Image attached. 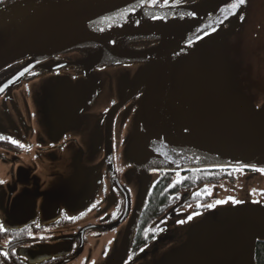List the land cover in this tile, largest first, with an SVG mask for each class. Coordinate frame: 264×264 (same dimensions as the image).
<instances>
[{
  "label": "flooded vegetation",
  "instance_id": "1",
  "mask_svg": "<svg viewBox=\"0 0 264 264\" xmlns=\"http://www.w3.org/2000/svg\"><path fill=\"white\" fill-rule=\"evenodd\" d=\"M14 1L0 0V7ZM210 1L148 0L146 6L195 10ZM185 21L167 16L115 27L42 60L0 91V264H102L119 245L145 176L125 152L143 100L139 76L147 67L136 55L160 44L149 30ZM197 52L186 54L201 59ZM30 62L0 70V87ZM256 169L145 170L150 186L123 264H153L178 230L188 235L189 226L178 221L200 213L190 221L198 222L209 209L200 203L211 202L220 183L207 174L232 176L222 184L235 197L237 188H256Z\"/></svg>",
  "mask_w": 264,
  "mask_h": 264
},
{
  "label": "water",
  "instance_id": "2",
  "mask_svg": "<svg viewBox=\"0 0 264 264\" xmlns=\"http://www.w3.org/2000/svg\"><path fill=\"white\" fill-rule=\"evenodd\" d=\"M147 1L17 0L0 8V70L20 59H31L2 83L0 91L42 60L81 47L115 27L146 18L186 20L166 30H149L158 34L160 44L136 55L147 67L139 76L143 100L125 150L136 171L145 174L135 216L150 186L145 170L264 168V106L255 109L246 97L230 91L222 67L186 54L200 39L220 32L231 17L241 26L248 16L247 2L221 12L235 0L175 11L149 8ZM66 31L72 33L41 55L31 52L40 42ZM132 235L133 231L124 255ZM188 235L187 246L176 253L177 260L168 253L157 264H255L256 243L264 241V205L244 202L210 209Z\"/></svg>",
  "mask_w": 264,
  "mask_h": 264
},
{
  "label": "rangeland",
  "instance_id": "3",
  "mask_svg": "<svg viewBox=\"0 0 264 264\" xmlns=\"http://www.w3.org/2000/svg\"><path fill=\"white\" fill-rule=\"evenodd\" d=\"M216 0H211L210 4ZM209 4V5H210ZM247 14L246 20L241 26H237L234 17H231L228 21V27H232L234 31L229 34L222 27L220 32L211 34L199 42H197L190 50L198 51L197 54H202L201 59L194 58L197 61H208L210 65L217 68V66L222 67L227 73L226 84L230 91L236 92L238 94L246 97L255 109H260L264 106V0H247ZM148 19V18H146ZM224 31V32H223ZM215 58H217L215 60ZM81 138V133H77ZM89 143V142H88ZM88 143L85 142L86 145ZM5 165V164H4ZM0 164V166H4ZM262 167H259L260 169ZM260 172V171H259ZM207 177L215 180L217 178L214 174H207ZM230 177V176H229ZM233 177L229 178L232 179ZM228 179V180H229ZM238 185V182L236 181ZM256 192L254 193V188L252 183L249 185H244L243 190L241 188L236 189L235 197L231 190H227V186L219 183L215 187L216 195L214 199L217 200H227V203L216 205L211 209H218V207H226L232 205L233 203L228 200L232 197L237 200H245L246 202L256 201L257 203H262L264 205V172L258 174V180L256 182ZM231 193V194H230ZM257 199V200H256ZM214 204V200L211 201ZM210 210V209H208ZM207 212V211H206ZM205 214V212H204ZM187 215V214H186ZM200 215V213H199ZM131 219L128 220L123 227L121 232L124 231V226L126 224L128 229L131 228V232L134 229V223H136L137 217L135 216V208ZM186 221V227L189 226L186 234L192 227L191 220ZM128 229L124 231L122 235V240L114 250H111L103 259L102 264H123L125 261V244L130 239V233H127ZM177 238L175 240H170L163 251L157 254L156 260L153 264H157L163 256H167L171 253V257L177 260V254L180 248H185L187 246V237L181 231H177ZM180 253V252H179ZM113 254V255H112Z\"/></svg>",
  "mask_w": 264,
  "mask_h": 264
},
{
  "label": "snow or ice",
  "instance_id": "4",
  "mask_svg": "<svg viewBox=\"0 0 264 264\" xmlns=\"http://www.w3.org/2000/svg\"><path fill=\"white\" fill-rule=\"evenodd\" d=\"M246 2H247V0H235V2L229 3V4L227 5V8H221L220 11L223 12V11L228 10V9H237V8L241 7L242 5H244ZM165 3H167V0H165ZM189 15H195V13H189ZM225 19H227V17H225ZM220 23H222V21H220ZM211 30H212L213 32L216 31L215 28H212ZM197 31H199V29H198ZM207 34H208V33L206 32L205 35H207ZM198 38H199V37H198ZM113 43H114V42H113ZM117 63H119V61H117ZM185 131H187V129H185ZM8 139H9V141H10L11 143H13V144H18V141H16V140H12L11 137H9ZM19 146H20V147H23V145H19ZM244 167H249V166H248V165H245ZM256 170H258V171H260V172H264V168H260V169H256ZM3 183H4V181H3V180H0V184H3ZM228 200H230L234 205H235V204H241V203H243V201H241V200H236V199H234V198H232V197H229ZM227 202H228L227 200H216L214 204H209V205H207V207H208L209 209H211V208H214L216 205L224 204V203H227ZM254 203H257V202L254 201ZM93 207H95V205H93ZM194 215H199V213H193L192 215H189V216L187 217V219H188V220H192V218H193ZM185 222H186V221H184V220H179V221H178V223H180V224H183V223H185ZM2 227H3V226H0V228H2ZM4 255H7V254L4 253ZM125 264H127V262H125Z\"/></svg>",
  "mask_w": 264,
  "mask_h": 264
},
{
  "label": "trees",
  "instance_id": "5",
  "mask_svg": "<svg viewBox=\"0 0 264 264\" xmlns=\"http://www.w3.org/2000/svg\"><path fill=\"white\" fill-rule=\"evenodd\" d=\"M1 8V7H0ZM13 64V63H12ZM10 66V65H9ZM8 67V66H7ZM6 68V67H5ZM5 68H3V69H5ZM2 70V69H1ZM218 174L217 175H215L217 178L215 179V180H218L217 182H220V183H222L223 182V180H226V178L225 177H227V176H225V174L223 175L222 173H220V172H217ZM214 174V173H213ZM232 176H228L227 177V180L229 179V178H231ZM225 182V181H224ZM219 184V183H218ZM208 198V197H207ZM209 199V198H208ZM212 200H214V203H215V201L217 200V199H212ZM209 204H211V202H209V201H207V202H205V203H203L202 204V206H201V203H200V208H202V207H206L207 208V205H209ZM254 253H255V264H264V241L263 242H261V241H257V243H256V246H255V250H254Z\"/></svg>",
  "mask_w": 264,
  "mask_h": 264
},
{
  "label": "bare ground",
  "instance_id": "6",
  "mask_svg": "<svg viewBox=\"0 0 264 264\" xmlns=\"http://www.w3.org/2000/svg\"><path fill=\"white\" fill-rule=\"evenodd\" d=\"M71 30L73 31L75 28H72ZM72 31L61 32V34L54 35L49 40L40 42V44H37L31 49V52L33 51L36 55H41L42 52L47 51L52 45L62 42V40L72 33Z\"/></svg>",
  "mask_w": 264,
  "mask_h": 264
}]
</instances>
